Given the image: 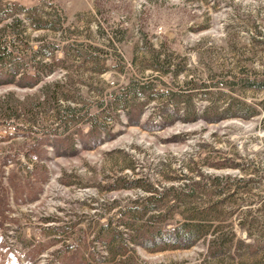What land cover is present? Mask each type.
I'll return each mask as SVG.
<instances>
[{"label": "rangeland", "instance_id": "1", "mask_svg": "<svg viewBox=\"0 0 264 264\" xmlns=\"http://www.w3.org/2000/svg\"><path fill=\"white\" fill-rule=\"evenodd\" d=\"M0 264H264V0H0Z\"/></svg>", "mask_w": 264, "mask_h": 264}, {"label": "trees", "instance_id": "2", "mask_svg": "<svg viewBox=\"0 0 264 264\" xmlns=\"http://www.w3.org/2000/svg\"><path fill=\"white\" fill-rule=\"evenodd\" d=\"M30 78V79H28ZM12 80V79H11ZM10 81V79H9ZM17 84L19 86H33L37 84V80L35 78L30 77L28 74H22L21 77L18 79ZM46 101H49V98L46 99ZM228 179L230 176H226ZM214 182L216 180H219L218 176L213 177ZM231 179V178H230ZM233 180V179H232ZM138 182V181H135ZM148 192H150V195L148 197V200L155 199L156 196H159L160 194H166V192H158L154 187H148ZM159 206V205H158ZM157 206L153 205L150 206V212L147 214V218L144 220L143 227H145V232H148L149 236L151 237H158L162 238L164 244L166 247L170 248H176L181 246H190L192 243H187L186 240H188V233H183L181 231V228L176 224L171 228H165L163 224L159 221L161 220V217L163 216V213L161 211H154ZM249 209V208H248ZM157 221L158 224H157ZM239 225L242 226V221H239ZM198 229V234L196 237L200 238H207L208 237V246L211 248L217 247L222 248L223 244L225 243V240L227 238V235L222 232L221 225H218L214 230L204 229L205 225L203 223L198 222V224L194 225ZM201 230V231H200ZM209 235V236H208ZM187 243V244H186Z\"/></svg>", "mask_w": 264, "mask_h": 264}]
</instances>
